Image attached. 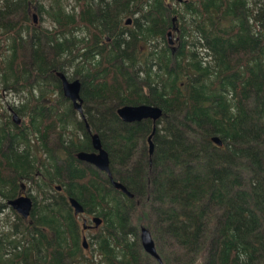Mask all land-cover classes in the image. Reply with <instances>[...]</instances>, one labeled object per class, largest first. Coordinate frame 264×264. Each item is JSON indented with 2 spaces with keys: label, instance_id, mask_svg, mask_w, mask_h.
Returning <instances> with one entry per match:
<instances>
[{
  "label": "trees",
  "instance_id": "trees-1",
  "mask_svg": "<svg viewBox=\"0 0 264 264\" xmlns=\"http://www.w3.org/2000/svg\"><path fill=\"white\" fill-rule=\"evenodd\" d=\"M175 2L0 0V91L23 96L19 122L0 110V215L20 182L34 190L29 216L10 207L0 224V264H160L139 225L162 264H264V0ZM57 71L79 78L89 131L132 196L76 157L89 133L45 95ZM139 102L161 114L115 111ZM65 195L101 217L85 247Z\"/></svg>",
  "mask_w": 264,
  "mask_h": 264
},
{
  "label": "water",
  "instance_id": "water-1",
  "mask_svg": "<svg viewBox=\"0 0 264 264\" xmlns=\"http://www.w3.org/2000/svg\"><path fill=\"white\" fill-rule=\"evenodd\" d=\"M32 18L33 21L36 20L35 11L32 12ZM129 22H130V18H126L125 23H129ZM57 75L60 78V88L62 94L68 97L71 100L72 105L76 109H78L79 112H81V105H80L81 98L79 96V88H80L79 78L74 77L69 79L61 71H57ZM115 111L119 116V118L124 121H134V120H139L141 118H150L151 120H155L161 114V108L158 105L145 103V102L123 103L118 105ZM11 115L13 117V120L17 122L19 118L18 115L13 110L11 111ZM81 117L82 118L84 117L82 113H81ZM85 126L86 129L89 130L88 124L86 122H85ZM153 130H154V124L152 123L151 130L146 136V148L149 154L152 152L153 144L151 140V134ZM210 139L217 144L221 143L219 137L215 134L211 135ZM90 143L93 149L91 150L79 149L75 152L76 157L79 160L88 162L93 166H95L97 169L104 171L113 187L119 188L128 196H132L133 194L126 189V187L122 182H120L117 179H114L111 176L109 169L108 154L106 150L101 146L99 137L96 132H90ZM54 187L56 189H59L60 186L58 184H55ZM67 201L74 213L81 212L83 210L80 202L73 196L68 195ZM6 203L13 210H15L20 216L27 217L31 208L32 200L27 194H17L14 197L8 198L6 200ZM91 221L93 222L92 225L96 226L101 222V217L98 215H92ZM82 227L83 228L85 227L83 220H82ZM138 237L142 249L146 253L156 258V260L160 264H162L161 259L155 249L153 238L150 234L149 229L146 226L139 225ZM81 242L82 245L85 247L86 239L84 236L82 237Z\"/></svg>",
  "mask_w": 264,
  "mask_h": 264
},
{
  "label": "rangeland",
  "instance_id": "rangeland-1",
  "mask_svg": "<svg viewBox=\"0 0 264 264\" xmlns=\"http://www.w3.org/2000/svg\"><path fill=\"white\" fill-rule=\"evenodd\" d=\"M71 1V0H70ZM167 2L171 5V6H178L180 7L179 3H176L175 0H167ZM31 18V16H30ZM32 21V19H31ZM46 20L45 19H39L38 17V13L36 15V20L32 23H36V24H46ZM168 31H170V35H171V38L174 37L173 34H175V31L173 28H169ZM73 76H71L70 78H72ZM36 94V93H34ZM45 95H48L50 98H52V102L53 103H60L59 105V109H63V107H66L65 109L68 110L71 114H72V117L73 119H77L78 118V114L76 112H73V111H70L69 110V106H70V102L68 100V98L64 97L61 93V91L59 92L58 90L52 88L50 90H48ZM21 97H23L20 93H17L15 91H5V90H2L0 91V110H3V108H7V106H11V105H16L17 104V100H19ZM18 120L20 121V116H18ZM18 121V122H19ZM80 131V130H78ZM56 147V146H54ZM56 183V182H53V184ZM26 189L34 192L33 190V187L31 185V183L29 182H26ZM7 206H3V209L1 211V215H0V224L3 223L4 221V216L6 215L11 221L13 219V212L11 211V208L10 206L6 203ZM83 216V215H80V217ZM89 220V219H88ZM93 230H88V231H85L84 234H85V239L86 241L89 240V236L91 234ZM144 251V250H143Z\"/></svg>",
  "mask_w": 264,
  "mask_h": 264
},
{
  "label": "flooded vegetation",
  "instance_id": "flooded-vegetation-1",
  "mask_svg": "<svg viewBox=\"0 0 264 264\" xmlns=\"http://www.w3.org/2000/svg\"><path fill=\"white\" fill-rule=\"evenodd\" d=\"M34 10V8L31 10L30 9V14L32 15V11ZM174 27V24H172V28ZM174 29V28H173ZM174 31H175V34H173L174 35V37L173 38H171V35L169 34L170 33V31H168L167 30V32H166V41H167V45L168 46H170V48H171V50L173 51L178 45H179V42H180V38L178 37V35H176V31L177 30H175L174 29ZM72 78H74V77H72ZM71 79V78H70ZM59 80H60V78H59ZM80 87H81V85H80ZM60 89V91H61V88H59ZM61 93H62V91H61ZM63 95V94H62ZM64 96V95H63ZM79 96H80V88H79ZM64 97H66V96H64ZM66 98H68V97H66ZM80 98H81V96H80ZM68 100H69V102H70V105H71V107H72V109L74 110V112H76L77 114H78V120H82L83 121V124H84V126H85V118L83 117H81V113L83 114V112H82V105H83V102H82V98H81V101H80V105H81V112H79L78 111V109H76L73 105H72V102H71V100L68 98ZM7 108H8V111L9 112H11V110H12V108H10V106H7ZM11 115V114H10ZM84 116V115H83ZM11 119L13 120V117H12V115H11ZM14 121V120H13ZM19 121V120H18ZM17 121V122H18ZM15 122V121H14ZM85 129H86V126H85ZM86 131L89 133V140H90V131L89 130H87L86 129ZM90 142V141H89ZM53 144V146H58L59 145V142H53L52 143ZM91 149H93L92 147H91V143H90V149H86V150H91ZM53 186H54V184H52ZM60 186V185H59ZM56 189V188H55ZM59 189H60V187H59ZM59 189H57V190H59ZM17 194H27L30 198H31V191L29 190V188H28V190L26 189V185H25V183L24 182H20V187H19V190L17 191V193L15 194V195H17ZM14 195V196H15ZM14 196H12V197H14ZM66 196V198L68 197V195H65ZM11 198V197H10ZM32 200V199H31ZM5 202H6V200H5ZM75 214H78L79 216L81 215V214H84L83 216H81V219L84 221V224H85V227L82 229V231H83V234H84V232L85 231H88V230H92L94 227H96V226H93L92 225V221H91V216L93 215V214H90V213H84L83 212V210L81 211V212H77V213H75ZM29 216V215H28ZM88 219H89V221H91V222H88ZM86 221V222H85Z\"/></svg>",
  "mask_w": 264,
  "mask_h": 264
}]
</instances>
